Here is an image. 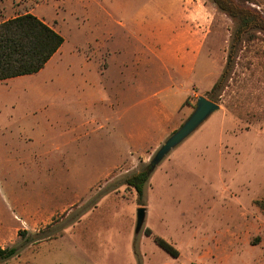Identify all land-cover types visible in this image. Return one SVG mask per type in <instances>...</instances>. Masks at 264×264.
<instances>
[{"label":"rangeland","instance_id":"374dc122","mask_svg":"<svg viewBox=\"0 0 264 264\" xmlns=\"http://www.w3.org/2000/svg\"><path fill=\"white\" fill-rule=\"evenodd\" d=\"M203 1L205 70L157 132L145 104L125 114L133 100L114 95L134 71L149 73L135 69L134 40L118 21L150 0H0V22L32 13L64 39L37 73L0 81V247L28 238L0 264H264V34L239 47L213 92L234 22ZM244 4L264 17V0ZM150 73L151 89L165 87L159 69ZM200 95L219 110L150 172L138 204L124 177L148 168ZM138 206L146 216L135 233Z\"/></svg>","mask_w":264,"mask_h":264},{"label":"crops","instance_id":"0c3cea01","mask_svg":"<svg viewBox=\"0 0 264 264\" xmlns=\"http://www.w3.org/2000/svg\"><path fill=\"white\" fill-rule=\"evenodd\" d=\"M143 5L144 3L129 20L116 22L118 21V25L128 34L127 38L134 40L130 48H133L132 60L135 69H148L149 73L145 75V70L141 73L134 71L132 76L126 79V83L122 84L125 87L114 95L117 102L133 100V104L124 107L125 114L128 113L126 111L134 109L137 111L145 104L150 111V119L146 124L154 128V131L163 132L167 130L164 129L166 122L176 115L178 108L205 70H198V61L202 53H205L209 11L203 0H150L148 4ZM108 36L112 38V32H109ZM105 49L108 58H116V48L109 46ZM60 51L61 48L54 55ZM206 59L205 55V63ZM103 67H108L107 61ZM154 69H159L155 76L167 78L165 87L161 89L149 87L158 84L152 80L154 77L150 73ZM110 94L112 95L111 92Z\"/></svg>","mask_w":264,"mask_h":264},{"label":"trees","instance_id":"16d2710c","mask_svg":"<svg viewBox=\"0 0 264 264\" xmlns=\"http://www.w3.org/2000/svg\"><path fill=\"white\" fill-rule=\"evenodd\" d=\"M216 8L234 22L229 50L224 69L212 90L217 92L224 85L233 59L239 47L264 34V17L255 9L235 0H211ZM64 39L53 27L32 13H24L0 22V81L32 75L40 71L63 44ZM215 101V100H213ZM148 169L134 172L124 177V184L134 189L138 204L142 205L145 186L150 178ZM150 235V230L145 231ZM25 237V236H24ZM154 242L171 256H177V250L161 237H153ZM28 238H25V242ZM25 242L0 247V261L17 255Z\"/></svg>","mask_w":264,"mask_h":264},{"label":"water","instance_id":"95a60500","mask_svg":"<svg viewBox=\"0 0 264 264\" xmlns=\"http://www.w3.org/2000/svg\"><path fill=\"white\" fill-rule=\"evenodd\" d=\"M219 104L205 96H198L195 107L188 118L174 131L157 149L153 157L148 163V173L163 160L167 154L189 136L198 126H200L211 114L218 111ZM146 216V208L138 206L136 208V222L134 232L138 233L144 223Z\"/></svg>","mask_w":264,"mask_h":264}]
</instances>
